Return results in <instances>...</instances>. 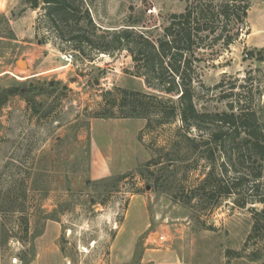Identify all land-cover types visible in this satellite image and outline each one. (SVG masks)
Segmentation results:
<instances>
[{"label": "rangeland", "instance_id": "rangeland-1", "mask_svg": "<svg viewBox=\"0 0 264 264\" xmlns=\"http://www.w3.org/2000/svg\"><path fill=\"white\" fill-rule=\"evenodd\" d=\"M220 1L77 0V18L88 12L96 27L83 26L95 43L83 54L59 39L43 7L0 0V264H264V228L255 231L263 206L251 196L255 184L264 195V158L262 178L236 194L253 202L215 208L219 198L200 189L210 166L185 141L180 116L165 124L157 116L178 97L168 102L147 86L144 58L138 67L126 49L97 48L110 44L107 31L124 29L157 43L174 15ZM235 1L250 5L246 23L224 32L221 23L205 42L201 33L181 62L199 112H226L232 101L264 130V0ZM74 23L65 32L78 30ZM66 53L73 62L62 61ZM119 90L167 103L150 100L149 118L105 117ZM201 127L188 136L212 132ZM235 177L229 168L224 178Z\"/></svg>", "mask_w": 264, "mask_h": 264}, {"label": "trees", "instance_id": "trees-1", "mask_svg": "<svg viewBox=\"0 0 264 264\" xmlns=\"http://www.w3.org/2000/svg\"><path fill=\"white\" fill-rule=\"evenodd\" d=\"M25 1L29 2L34 10L43 7L46 11V17L52 28L57 31L59 39L72 44L74 50L84 54V50L88 45L95 44L83 29L86 27L87 29L96 30V27L88 12L77 18L80 13L77 0ZM249 9L250 5L248 3L238 4L235 0H222L218 5L213 2H199L193 7H188L184 14L174 15L170 26L165 29L163 38L157 43L152 42L150 38H145L143 35L138 37L131 29H124L113 31V33L107 31L111 35L110 44L107 47L100 45L97 47L103 53L126 49L133 55L137 66L144 58L145 66L148 68L145 75L147 86L169 96L168 102H172L173 98L178 97V107L173 104L171 110H166L161 106L157 116L161 118L160 122H163L162 124L172 122L180 116L181 122L185 126V141L191 149L200 150L203 154V160L210 166L208 173L204 175V181L200 189L211 198H219L215 208L219 207L225 200L231 199L234 200L235 205L242 209L253 202L244 201V203H241L236 194L239 193L238 188L242 187L249 178H252L254 182H258L262 178L264 130L255 112H249L243 107L235 106L232 101L229 102V110L226 112H199L194 103L195 97L191 82L187 80L190 65L185 62L183 67L181 61L185 54L192 53L195 48H200L201 43L198 39H200L201 33H208L203 38L204 40L201 39V42H205L209 39L210 33L215 34L214 27L221 23L224 24L221 29L223 32L227 30L232 22L243 25L246 23ZM72 21H75L74 25L78 30L69 29L68 32H65L64 27L67 26L68 29ZM134 37L141 41H135ZM222 38L223 35H220L218 40ZM231 41H233L232 38L228 39L227 44H231ZM178 58L181 60L177 62ZM166 60H169V63H166ZM173 61L179 63V65H174ZM151 76L157 80L156 84L152 83ZM178 79L180 83L177 82ZM118 92L119 95L112 101V108L114 109H110L105 117L116 118L115 113H112L116 110L119 112V118L125 119L137 116L149 118L153 114L150 100H158L161 105L167 103L164 99L151 97L143 93L128 90H119ZM7 93L13 94L10 91ZM110 95L109 92L107 96ZM232 96L231 94L226 98L230 99ZM202 125L211 127L212 132L206 137H202L200 141L188 136V133L192 130L202 131ZM217 154L219 155L217 156ZM223 158L224 162L221 163L223 170L221 169V174H216L218 159L222 160ZM247 162L250 165L244 171L243 168ZM229 168H233L237 176L231 181L224 178L228 176ZM256 188L257 185L255 184L251 195L252 200L255 204L262 205L263 209L256 213L261 220L257 219L255 231H261L263 230L261 228H264V195L255 194ZM260 223L263 224V227L260 226Z\"/></svg>", "mask_w": 264, "mask_h": 264}, {"label": "built area", "instance_id": "built-area-1", "mask_svg": "<svg viewBox=\"0 0 264 264\" xmlns=\"http://www.w3.org/2000/svg\"><path fill=\"white\" fill-rule=\"evenodd\" d=\"M62 61H64L65 63H71L74 60V55L70 54V53H66L62 55Z\"/></svg>", "mask_w": 264, "mask_h": 264}, {"label": "water", "instance_id": "water-1", "mask_svg": "<svg viewBox=\"0 0 264 264\" xmlns=\"http://www.w3.org/2000/svg\"><path fill=\"white\" fill-rule=\"evenodd\" d=\"M17 65H18V66H23V67H26V64H25V62H23V61H20V62H18V63H17Z\"/></svg>", "mask_w": 264, "mask_h": 264}, {"label": "crops", "instance_id": "crops-1", "mask_svg": "<svg viewBox=\"0 0 264 264\" xmlns=\"http://www.w3.org/2000/svg\"><path fill=\"white\" fill-rule=\"evenodd\" d=\"M168 264H181V263L177 260H173V261H170Z\"/></svg>", "mask_w": 264, "mask_h": 264}]
</instances>
